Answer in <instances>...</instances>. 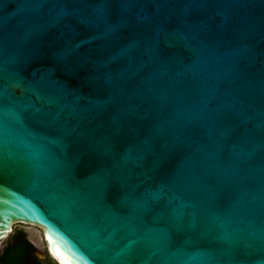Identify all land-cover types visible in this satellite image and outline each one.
I'll use <instances>...</instances> for the list:
<instances>
[{
  "label": "water",
  "instance_id": "95a60500",
  "mask_svg": "<svg viewBox=\"0 0 264 264\" xmlns=\"http://www.w3.org/2000/svg\"><path fill=\"white\" fill-rule=\"evenodd\" d=\"M57 264H264V0H0V244Z\"/></svg>",
  "mask_w": 264,
  "mask_h": 264
},
{
  "label": "flooded vegetation",
  "instance_id": "af4514ba",
  "mask_svg": "<svg viewBox=\"0 0 264 264\" xmlns=\"http://www.w3.org/2000/svg\"><path fill=\"white\" fill-rule=\"evenodd\" d=\"M3 243L4 241L1 244ZM24 244L31 245V242L27 239L24 230L14 225L11 234L6 240L5 246L2 249H0V264L4 263L5 259L8 258L9 253L16 251L17 248L21 247V245ZM46 257L52 258L46 252V249L43 253L37 254L36 249L33 247V249H29L28 251L25 252L24 255L21 256V261L22 264H41L43 261L46 260Z\"/></svg>",
  "mask_w": 264,
  "mask_h": 264
},
{
  "label": "rangeland",
  "instance_id": "374dc122",
  "mask_svg": "<svg viewBox=\"0 0 264 264\" xmlns=\"http://www.w3.org/2000/svg\"><path fill=\"white\" fill-rule=\"evenodd\" d=\"M16 227L24 230L27 239L31 242V245L36 249L37 254L43 253L45 251V244H44L42 231L38 227L29 224H16ZM6 240L4 241L3 244L0 245V249H2L5 246ZM41 264H57V263L53 258L46 257V260L43 261Z\"/></svg>",
  "mask_w": 264,
  "mask_h": 264
},
{
  "label": "trees",
  "instance_id": "16d2710c",
  "mask_svg": "<svg viewBox=\"0 0 264 264\" xmlns=\"http://www.w3.org/2000/svg\"><path fill=\"white\" fill-rule=\"evenodd\" d=\"M29 249H33L32 245L24 244L17 248L16 251L9 253L8 258L5 259L3 264H22L21 256Z\"/></svg>",
  "mask_w": 264,
  "mask_h": 264
}]
</instances>
